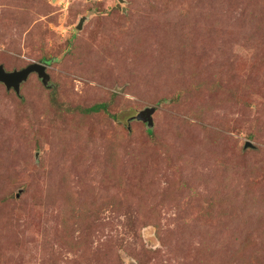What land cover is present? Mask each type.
<instances>
[{
	"label": "rangeland",
	"instance_id": "374dc122",
	"mask_svg": "<svg viewBox=\"0 0 264 264\" xmlns=\"http://www.w3.org/2000/svg\"><path fill=\"white\" fill-rule=\"evenodd\" d=\"M33 62L0 264H264V0H0V64Z\"/></svg>",
	"mask_w": 264,
	"mask_h": 264
},
{
	"label": "water",
	"instance_id": "95a60500",
	"mask_svg": "<svg viewBox=\"0 0 264 264\" xmlns=\"http://www.w3.org/2000/svg\"><path fill=\"white\" fill-rule=\"evenodd\" d=\"M122 1V0H119ZM81 21L77 25V29L81 28ZM36 73L37 76L41 79L43 84H46L49 80V75L46 72V65L41 62H33L21 69H15L12 71H7L0 64V82L4 84L7 89L12 88L15 93H19L20 84L25 81L29 74ZM153 107H146L143 110H140L134 118L146 122L150 127L152 125V113L154 112ZM246 145L250 146L251 143L246 142Z\"/></svg>",
	"mask_w": 264,
	"mask_h": 264
},
{
	"label": "trees",
	"instance_id": "16d2710c",
	"mask_svg": "<svg viewBox=\"0 0 264 264\" xmlns=\"http://www.w3.org/2000/svg\"><path fill=\"white\" fill-rule=\"evenodd\" d=\"M106 108H107L106 103L100 102V103H96V104L88 107L86 110L90 111V112H96V111H100V110L106 111Z\"/></svg>",
	"mask_w": 264,
	"mask_h": 264
}]
</instances>
